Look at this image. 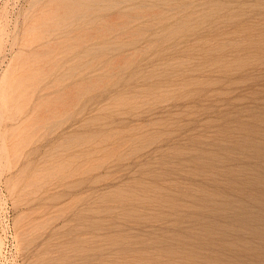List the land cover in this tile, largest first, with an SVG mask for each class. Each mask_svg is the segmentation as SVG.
<instances>
[{
	"label": "rangeland",
	"instance_id": "374dc122",
	"mask_svg": "<svg viewBox=\"0 0 264 264\" xmlns=\"http://www.w3.org/2000/svg\"><path fill=\"white\" fill-rule=\"evenodd\" d=\"M0 264H264V0H0Z\"/></svg>",
	"mask_w": 264,
	"mask_h": 264
},
{
	"label": "bare ground",
	"instance_id": "6f19581e",
	"mask_svg": "<svg viewBox=\"0 0 264 264\" xmlns=\"http://www.w3.org/2000/svg\"><path fill=\"white\" fill-rule=\"evenodd\" d=\"M83 2V1H82ZM100 5V4H99ZM91 6V5H90ZM90 19V18H89Z\"/></svg>",
	"mask_w": 264,
	"mask_h": 264
}]
</instances>
